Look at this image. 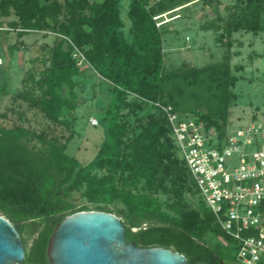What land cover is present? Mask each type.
<instances>
[{
	"label": "trees",
	"instance_id": "trees-1",
	"mask_svg": "<svg viewBox=\"0 0 264 264\" xmlns=\"http://www.w3.org/2000/svg\"><path fill=\"white\" fill-rule=\"evenodd\" d=\"M122 1L0 0V102L11 94L12 59L24 48V38L30 33L53 35V44L42 45L41 54L33 55L22 81L25 90L14 99L26 104V111L17 112L22 122L33 111L49 122L46 130L63 126L71 131L60 142L23 123L5 127L2 119L7 115L0 111V214L21 235L26 250L22 264H49L47 249L55 226L75 211L88 210L120 217L127 243L177 251L187 257V264H237L236 243L211 211L199 197L196 208L187 202L186 194L198 192L176 154L166 117L147 101L194 115L223 138L239 78L232 72L230 54L204 67L167 69L163 36L168 22L158 27L153 17L202 2L214 10L216 21L201 30L221 32L216 42L231 49L232 36L239 31L264 33V0H236L225 8V17L219 0H130L131 42L123 33ZM10 31L18 41L5 49L2 39L8 40ZM68 40L112 86L103 118L105 139L85 164L67 153L83 72ZM133 117L138 120L134 126ZM27 138L41 141L46 149L33 150L24 144ZM77 191L86 205L78 207L70 199ZM159 192L167 196L165 202ZM208 234L227 244L213 246L206 241ZM223 249L230 252L226 257Z\"/></svg>",
	"mask_w": 264,
	"mask_h": 264
},
{
	"label": "rangeland",
	"instance_id": "rangeland-1",
	"mask_svg": "<svg viewBox=\"0 0 264 264\" xmlns=\"http://www.w3.org/2000/svg\"><path fill=\"white\" fill-rule=\"evenodd\" d=\"M219 10L223 17L227 15L226 7H233L236 0H219ZM130 0H123L121 3V18L123 21V33L127 41H132L131 21L128 19V6ZM172 15H176L171 17ZM213 9L203 5L202 2H191L180 8L170 11L166 16L172 18L165 29L163 46L165 52V65L167 69L176 70L184 65L204 67L213 62L224 59L226 54L231 55L232 72L239 80L233 88L236 99L230 107V128L247 123L256 116L264 120V33L257 34L239 31L232 36V48L228 49L216 42L221 32L215 30L202 31L203 25H210L216 21ZM13 16L3 19L9 22ZM15 31H10L8 40L2 39L6 49L9 44L16 43ZM24 48L17 51L12 59L11 94L0 102V111L7 117L2 119L5 127H13L22 124L38 133L45 130L48 138L56 137L63 142L71 134V131L63 126L51 127L46 130L49 122L41 116L34 115L33 111H27V122L20 120L17 112L26 111V104L22 100H15L18 92L25 90L22 83L28 71L32 68L31 59L35 54H41L40 47L54 42L53 35L42 33H30L24 38ZM48 54V53H47ZM46 54V55H47ZM10 58L7 59L9 61ZM80 83L76 87L79 104L72 119L73 139L67 149L70 156L76 157L81 163L90 161L97 152L101 142L105 139V128L103 118L112 100L111 84L103 80L91 67H85L80 76ZM39 92L37 91L36 94ZM96 119L97 125H92L90 120ZM132 125H137L138 120L133 117ZM24 144L35 151H44L46 145L41 141L27 138ZM158 198L165 202L167 196L162 192L157 194ZM70 199L74 205L80 207L88 202L82 197V191L72 194ZM187 202L193 207H198V196L186 194ZM115 205H111L114 207ZM120 206V205H119ZM206 241L213 246L226 245L224 239L216 238L208 234ZM230 252L223 249L226 257ZM227 262V261H226ZM238 264V263H237Z\"/></svg>",
	"mask_w": 264,
	"mask_h": 264
},
{
	"label": "built area",
	"instance_id": "built-area-1",
	"mask_svg": "<svg viewBox=\"0 0 264 264\" xmlns=\"http://www.w3.org/2000/svg\"><path fill=\"white\" fill-rule=\"evenodd\" d=\"M168 14L153 17L158 27L172 19ZM68 41L78 67H90L83 52ZM147 103L166 117L176 154L186 164L198 197L235 241V263L264 264V120L251 118L237 128L228 126L221 138L194 115ZM90 122L98 124L96 119Z\"/></svg>",
	"mask_w": 264,
	"mask_h": 264
},
{
	"label": "water",
	"instance_id": "water-1",
	"mask_svg": "<svg viewBox=\"0 0 264 264\" xmlns=\"http://www.w3.org/2000/svg\"><path fill=\"white\" fill-rule=\"evenodd\" d=\"M20 236L15 226L0 214V264L23 263L26 250ZM50 236L49 264L188 263L185 255L171 249L127 243L120 217L105 211H75L58 223Z\"/></svg>",
	"mask_w": 264,
	"mask_h": 264
},
{
	"label": "crops",
	"instance_id": "crops-1",
	"mask_svg": "<svg viewBox=\"0 0 264 264\" xmlns=\"http://www.w3.org/2000/svg\"><path fill=\"white\" fill-rule=\"evenodd\" d=\"M102 78V77H101ZM103 79V78H102Z\"/></svg>",
	"mask_w": 264,
	"mask_h": 264
}]
</instances>
